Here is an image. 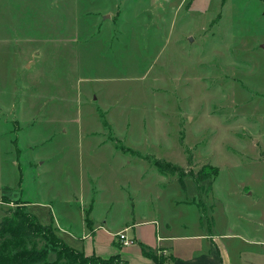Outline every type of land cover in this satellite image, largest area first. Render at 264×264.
<instances>
[{"label":"rangeland","instance_id":"374dc122","mask_svg":"<svg viewBox=\"0 0 264 264\" xmlns=\"http://www.w3.org/2000/svg\"><path fill=\"white\" fill-rule=\"evenodd\" d=\"M148 156L217 172L181 187ZM258 201L263 0H0V220L25 205L76 249L85 220L121 264L177 263L210 253L228 204L236 221ZM224 244L223 264H264V246Z\"/></svg>","mask_w":264,"mask_h":264},{"label":"trees","instance_id":"16d2710c","mask_svg":"<svg viewBox=\"0 0 264 264\" xmlns=\"http://www.w3.org/2000/svg\"><path fill=\"white\" fill-rule=\"evenodd\" d=\"M190 159L191 155L188 156L189 161H191ZM147 160L152 162L158 173L178 176L181 187H184L183 178L186 174L191 175L195 183L210 179L208 183V187H210L217 172V168L210 164L204 165L194 173L169 161L150 158L149 156ZM0 238H2L0 264H61L63 258L76 264H120L118 254L102 258L97 255H85L82 251L67 245L55 234L50 224H41L34 214L26 211L25 205L16 206L14 209H5L3 218L0 220ZM38 239L45 243L41 249L34 246L25 248L23 243L25 240L35 242ZM50 251L55 252L56 257L55 260L49 262L47 256ZM143 253L152 259V264H170L158 256L152 258L146 251Z\"/></svg>","mask_w":264,"mask_h":264},{"label":"crops","instance_id":"0c3cea01","mask_svg":"<svg viewBox=\"0 0 264 264\" xmlns=\"http://www.w3.org/2000/svg\"><path fill=\"white\" fill-rule=\"evenodd\" d=\"M96 16L99 17L103 15H101L100 13H97ZM106 16L107 17L110 16V18L114 17L115 19L117 15L116 16L106 15ZM107 17H103V18L106 19ZM246 195H251V193H248V194L246 193ZM260 202L261 201L254 202V204L256 205L255 210L249 211L246 209L242 213H238L236 215V219H235L236 221H233V218L231 215V208L233 206L228 204L225 210V213H226L225 220L226 221L224 222L223 226H221L219 230L218 229L214 230V234H212L211 229H210L208 230L209 232L205 235L206 239L208 240L209 246H210L209 248L210 253L208 255H205V254L194 255L191 259H188L184 262L172 263V261H170L169 263L170 264H223L224 261L220 254V251L218 250V246L221 245V247L225 250L224 243L229 242L230 240H233V239L243 244L245 243L253 247L264 246V208H262V205L259 204ZM213 224H215L214 220H213ZM84 227H85L84 235H87L86 239L91 240V249L87 250L84 248V249H81L80 251H82L85 255H97L102 258H108L109 256L116 255V254L119 255V253H116L117 249L115 247L110 248L109 246H103V245L101 246L100 244L95 246L93 244L94 242L92 238L95 236V234H92L91 235L92 237H91L90 234L85 232L87 231L85 220H84ZM126 236L133 238L134 243L137 241L136 236L134 234L133 235L126 234ZM201 237L203 238L204 236L202 235ZM79 239L83 240L82 237H79ZM221 239L223 240L224 243L221 242ZM120 245L122 244L120 243ZM161 246H166V245H161ZM168 247H170L169 249L171 252V258H170L171 260L174 258V253L171 251L172 246L169 245ZM104 250L107 251L106 254L103 253L105 252ZM143 251H146V250L144 249L142 250V254L145 256V259L141 260L142 264H152L153 262L152 259L146 256L145 253H143ZM121 262L123 261L120 258V264Z\"/></svg>","mask_w":264,"mask_h":264},{"label":"built area","instance_id":"2783aa9c","mask_svg":"<svg viewBox=\"0 0 264 264\" xmlns=\"http://www.w3.org/2000/svg\"><path fill=\"white\" fill-rule=\"evenodd\" d=\"M118 241L122 244V245H131L134 243V239L130 238L128 236H126V234L124 233H119L118 234Z\"/></svg>","mask_w":264,"mask_h":264},{"label":"water","instance_id":"95a60500","mask_svg":"<svg viewBox=\"0 0 264 264\" xmlns=\"http://www.w3.org/2000/svg\"><path fill=\"white\" fill-rule=\"evenodd\" d=\"M105 17H107V16H105Z\"/></svg>","mask_w":264,"mask_h":264}]
</instances>
